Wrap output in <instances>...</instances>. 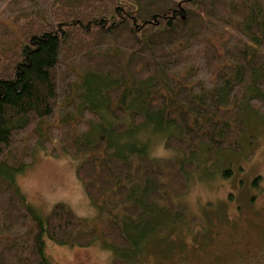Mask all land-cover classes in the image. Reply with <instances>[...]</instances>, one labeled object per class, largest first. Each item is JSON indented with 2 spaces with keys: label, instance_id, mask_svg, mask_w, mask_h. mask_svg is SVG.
I'll return each instance as SVG.
<instances>
[{
  "label": "trees",
  "instance_id": "16d2710c",
  "mask_svg": "<svg viewBox=\"0 0 264 264\" xmlns=\"http://www.w3.org/2000/svg\"><path fill=\"white\" fill-rule=\"evenodd\" d=\"M254 116L264 121V0H0V264H51L45 238L82 249L102 239L111 264H142L153 232L185 221L194 172L245 152ZM158 143L173 155L152 156ZM56 144L107 210L97 222L64 204L42 218L16 186ZM222 207L210 236L221 226L224 241L195 236L198 252L226 253L247 234L244 213L234 222ZM177 232L178 250L192 246Z\"/></svg>",
  "mask_w": 264,
  "mask_h": 264
},
{
  "label": "rangeland",
  "instance_id": "374dc122",
  "mask_svg": "<svg viewBox=\"0 0 264 264\" xmlns=\"http://www.w3.org/2000/svg\"><path fill=\"white\" fill-rule=\"evenodd\" d=\"M251 122L253 127L243 138L246 146L243 154L224 153L218 156L220 164L208 166L204 172L195 171L190 178L189 189L182 197L186 211H180L185 221L179 222L176 229L178 231L183 227V231L189 236H186V241L192 246L181 244L183 249L178 250V232L168 226V235L160 236V233L156 235L157 233L153 232L154 236L149 237L151 242L145 243L143 247H151L155 240L157 249L154 254L147 251L144 259L142 258V264H213L212 259L217 261L218 256L224 254L229 264H243L246 259L244 251H248L245 247L229 248L226 253L225 250L213 253V246L209 253L196 250L201 243L194 237H206L210 215L220 211L223 204L226 206L222 209L232 220L240 218L238 214L244 213V218L240 219L247 233V240H252L257 251L264 248V239H259L264 232H259L260 227L257 226L259 223L264 225V217L257 214L259 211L264 216V121L254 116ZM55 147L57 156L38 149L34 163L15 176L16 186L20 187L28 204L42 218H46L55 205L64 204L78 218L97 222L100 216H106L108 212L106 209L102 212L101 208L93 205L87 197L82 182L76 176L80 161L67 155L58 144ZM153 153L155 155L152 156L161 159L173 155H165L161 144L154 146ZM193 217L197 218V222L191 226L189 219ZM152 221L147 220L146 224L139 226L136 231H145L143 228L150 226ZM231 230L234 232L236 229ZM224 236L228 238L227 235ZM210 240L212 245L217 244L213 233ZM44 248L51 264H111L113 257L110 253V248L113 247L102 239L82 249L78 246L57 245L45 238ZM239 252L242 253V258H238Z\"/></svg>",
  "mask_w": 264,
  "mask_h": 264
},
{
  "label": "flooded vegetation",
  "instance_id": "af4514ba",
  "mask_svg": "<svg viewBox=\"0 0 264 264\" xmlns=\"http://www.w3.org/2000/svg\"><path fill=\"white\" fill-rule=\"evenodd\" d=\"M264 212V211H263ZM259 216H262L259 212L257 213ZM207 228H208V233L206 235V237H204L205 241H207L210 244V222L207 224ZM212 233L215 235L216 237V241L219 242H223L221 240V237L223 236V229L221 226L218 225H214L213 228L211 229ZM201 236V235H199ZM203 237V236H202ZM242 240V242L239 244L238 248L240 247L241 244L245 243L244 240H246V236H241V234H237L235 237L236 239ZM203 239V238H202ZM261 240L264 239V237L260 238ZM236 242V241H235ZM261 242V241H260ZM247 250L249 251H244V255L245 257H248L247 259L243 260V264H264V256L263 257H255L254 252L250 249V247L247 244Z\"/></svg>",
  "mask_w": 264,
  "mask_h": 264
}]
</instances>
